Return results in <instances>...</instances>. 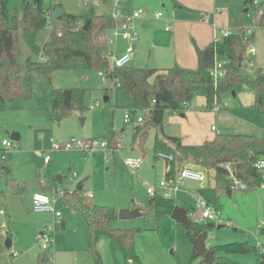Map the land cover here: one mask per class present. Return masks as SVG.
Masks as SVG:
<instances>
[{"label":"rangeland","instance_id":"obj_1","mask_svg":"<svg viewBox=\"0 0 264 264\" xmlns=\"http://www.w3.org/2000/svg\"><path fill=\"white\" fill-rule=\"evenodd\" d=\"M25 1L31 0H7L9 14H15L18 22ZM41 1L44 7L61 5L64 12L73 14H80L84 12V8L92 7V0ZM175 1L179 0H127L123 4L130 8H141L149 14L148 27H138L140 37L137 42L135 41L136 49L130 65L158 67L170 62L169 55L165 58L160 56V53L154 54L143 40L153 37L166 39L165 34L170 32H165L163 27L168 24L171 29L173 25L166 21L168 20L166 18L188 17L198 12L188 5L193 2L191 0H181L183 8H179L180 4L174 5ZM245 1L196 0L194 4L200 6L203 12H207L209 17L213 11L221 14L219 20L223 22L214 30V35H219L223 29L234 30L240 25L252 29L254 4L251 2L245 4ZM111 5L112 1H109L102 7H94V10L104 12ZM156 12H160L161 16L156 18ZM53 25L58 27L60 21L54 19ZM49 32L50 27L40 30L35 36V42L41 46L48 40ZM239 39L243 44L241 72L253 77L258 68H264V37L260 35V30H254L253 36L246 43L248 47H254V53L245 52L246 38L240 36ZM123 46L125 47L124 41L117 39L115 53ZM27 57L33 55L21 29L18 28L17 61L22 69L25 67ZM99 73V70L86 68L57 69L51 72L50 84L53 87L84 89L85 109L82 112L72 111L60 121L52 119L49 115L50 85L36 72L31 75L29 97L24 95L19 100L1 106L0 208H4L6 214L0 213V264H35L36 254L43 252L37 239L38 233L43 229L49 231L51 243L48 251L53 256L54 264H94L87 248L89 243L87 224L79 210L76 209V213H73L70 210L73 207L64 204L62 198L56 199L54 210L64 215L65 225L62 228L53 212H36L31 206V193L39 184L55 183L61 191H70L80 179L83 180V189L91 194V201L94 204L110 206L117 211L134 206L140 209L142 212L140 216L132 219L116 217L110 222L109 227L138 228L135 234V247L144 264H194L189 261L191 246L176 226V222L169 215H160L155 219L144 206L148 197L145 184H153L165 178V160L152 156V145L157 130L152 126L148 128L144 145L142 147L135 145L132 148V127L136 122L126 124L123 119L125 113L131 114V100L125 94L120 80L113 82ZM106 95L108 100H104ZM203 95L202 90L197 91L191 104L198 106ZM253 99L254 92L246 86H235L222 92L216 104L221 106L217 111L225 109L224 113H217L216 120L211 124L217 126L219 132H248L247 134L264 137V112L257 110L253 105ZM199 111L193 126L194 128L201 126L204 131V121L209 117V110ZM225 113L231 116L228 124L224 125L220 116ZM143 115L144 112L141 110L134 112V118ZM187 118L188 114L182 118L179 112L166 110L161 135L179 136L177 134L181 130V125L177 121L183 122L185 132L191 130L192 126L188 124ZM110 132L120 136L121 148L108 154L105 148L98 145L87 153L76 148L51 149V142L58 144L71 138L99 143ZM12 133H16L18 138H11ZM3 139L11 142V146L5 150V159L1 156L4 148L1 144ZM45 154L49 155L48 161H44ZM128 156H137L141 159L138 170L133 171L124 163ZM3 166H7V169ZM210 179L209 182L212 183ZM17 182L26 185V189L12 190V184L16 185ZM204 182L208 183L206 180ZM204 182L185 181L184 188H190L194 195L180 189L172 192L171 197L189 209V220L204 224L213 223L215 226L224 225L221 228H206V247L243 242L248 244L249 250L222 253L239 264H259L256 257L257 248L262 249L264 253V187H256L249 191H245V187H240L232 190L230 194L220 193L218 204L223 220L217 223L203 219L199 215L195 191L198 186L204 185ZM8 218L11 221V234L8 233L6 221ZM7 240L10 241L9 245ZM96 246L103 264H126L119 253L112 254L109 251L103 239L98 240ZM11 252L15 253L14 257L9 256Z\"/></svg>","mask_w":264,"mask_h":264},{"label":"trees","instance_id":"obj_2","mask_svg":"<svg viewBox=\"0 0 264 264\" xmlns=\"http://www.w3.org/2000/svg\"><path fill=\"white\" fill-rule=\"evenodd\" d=\"M106 4L109 0H98ZM253 1H245V4ZM58 6V5H57ZM54 7H44L41 0L25 1L20 21L16 15L9 14L7 0H0V107L9 102L31 94V75L38 73L50 85V117L60 121L72 111L82 112L84 105L83 88H58L50 84L53 70H72L78 68L103 70L111 81L120 80L125 94L131 100L133 123L134 112L141 110L142 121L133 124L131 147H142L148 128L155 127L156 134L152 145V156L165 152L172 156L166 163V177H173L184 166H192L204 172L212 186L206 185L196 189V194L207 204L219 210V194L238 189V182L249 191L257 186H264V166L255 167L258 160H264V137L247 133L216 132L211 139L197 145H184L179 137L165 136L162 133L164 112H182L188 106L195 93L203 91L206 108H212L219 95L235 86H246L254 92L253 105L264 112V70L257 69L253 77L241 72L243 56L240 53V36L245 30L240 27L220 40H212L200 48L194 44L197 67L194 70L184 69L176 64L168 68L126 65L111 67L109 56L112 45L109 42L111 20L104 13L89 11L80 15L63 13L58 17L60 25L52 26L49 38L41 46L35 42V36L47 27L48 13ZM88 23L86 29L83 25ZM254 23L264 27V0L254 4ZM18 28L29 46L33 57H27L24 69L17 61ZM59 33V34H58ZM215 60H226L225 74L214 86L210 70ZM23 89L24 93H23ZM107 96V95H106ZM108 97V96H107ZM128 124V123H126ZM106 153L121 148L120 136L110 132L103 139ZM5 159V158H4ZM7 169V166H3ZM55 186H51L54 188ZM12 190H21L19 184H12ZM56 188V187H55ZM83 180H77L75 187L64 191V198L70 205L77 207L86 221L89 232L88 251L95 264H102L97 249V241L106 237L109 251L119 253L124 263L143 264L135 249V234L138 228L111 229L110 222L117 217V210L110 206H99L84 195ZM144 206L152 217L169 215L174 207L179 206L172 198L161 195L148 196ZM187 211L189 209L183 206ZM0 210H3L0 208ZM8 233H12L11 221L8 218ZM190 228L176 222L188 240L191 251L189 261L194 264H205L202 256H196L193 239L206 230V224L190 220ZM9 239V238H8ZM214 251L212 264H239L230 260L222 252L249 250L246 243H227L209 247ZM38 258V264L43 260ZM257 261L264 259V253L257 248Z\"/></svg>","mask_w":264,"mask_h":264},{"label":"built area","instance_id":"obj_3","mask_svg":"<svg viewBox=\"0 0 264 264\" xmlns=\"http://www.w3.org/2000/svg\"><path fill=\"white\" fill-rule=\"evenodd\" d=\"M126 0H114L113 6H111L108 10L105 11L106 15L111 20V29H110V38L109 42H111L112 45V52L109 56V63L111 67H123L126 65H129L132 61V55H133V42L137 41L139 38V32L136 29L135 21L138 19H141L145 12L141 8H137L132 10L130 13L123 12L121 8L118 6L119 3H123ZM254 3H257L254 1ZM91 5L95 7H102L104 4L99 3L98 0H92ZM161 13L157 12L155 13V17H160ZM47 27H52L51 19L47 18L46 21ZM165 29H169V26H166ZM256 31L260 30V35L264 37V28L258 29L257 27H254ZM231 33L230 30L223 29L221 31V36L226 37ZM246 35L249 36L251 33L250 29L246 30ZM59 34V33H58ZM122 39L124 41H127V45L124 47L123 51L119 54L115 53V41L117 39ZM218 38V37H216ZM248 52L254 53L255 49L254 47H250ZM225 62L224 61H216L210 70V75L213 78L214 83H217L220 78L225 73ZM100 76L104 75L105 78H107L104 74L103 70H99ZM103 80V78H102ZM97 105V102L95 103ZM221 106L214 104L213 109L218 110ZM131 114L125 113L124 114V122L129 123L131 121ZM136 122H141L142 118L141 116H137L135 118ZM215 127L211 126V129L213 130ZM3 148L2 151V159L5 158V150H7L11 146V142L3 139L1 142ZM51 149L58 150V149H70V148H76L81 149L84 152H91L96 145L99 147L106 148L105 141H100L99 143L94 142L92 140H75L74 138H71L68 141H65L63 143H53L51 142ZM95 144V145H94ZM156 156L158 158L164 159L165 161H170L172 159V156L170 154H167L165 152H157ZM49 160V155H44V161ZM124 163L133 171H136L141 166V159L137 156H128L124 159ZM264 166V160H258L255 163V167L261 168ZM205 176L200 171L192 168L191 166H184L181 169L177 171L175 176L173 177H165L164 179L153 183V184H145L146 192L148 196H154V195H161L164 198H172L171 193L175 192L177 190H180L184 181H193V182H202L204 181ZM239 187L244 188L245 186L243 184H240L238 182H235ZM51 195L36 192L33 193L31 196V206L32 209L36 212H53L54 216L59 221L61 217V212L54 210V202L57 198H60L64 195V191H61L58 188L51 189L50 192ZM84 195L91 198L90 193L84 192ZM196 205L200 209L199 215L203 219H207L209 221L221 223L223 218L221 217V212L209 204L206 203V201L196 195ZM1 213H3V210H0ZM37 239L41 244V248L43 250V260L41 264H54L53 256L50 251H48L51 243L49 231L46 229H43L40 231L37 235ZM262 251V249H260ZM15 256V253H12V257ZM126 264H131L130 262H127ZM259 264H264L263 261L259 262Z\"/></svg>","mask_w":264,"mask_h":264},{"label":"crops","instance_id":"obj_4","mask_svg":"<svg viewBox=\"0 0 264 264\" xmlns=\"http://www.w3.org/2000/svg\"><path fill=\"white\" fill-rule=\"evenodd\" d=\"M109 1H112V5L111 6H113V1L114 0H109ZM108 1V2H109ZM127 1V0H126ZM125 1V2H126ZM191 1H193L192 3H189L188 5H190L191 6V9H196V10H198V12H196V13H193V14H191L190 16H183V17H178V18H170V17H172V16H170L169 18H166V19H168V20H166V21H170L171 23H173V25H172V28L170 29V27H169V29H165V27L166 26H168V24L166 25L165 24V26L163 27V29H164V31L165 32H170V33H168V34H165V37H166V39L164 38V39H162V38H159V37H153V38H146V39H144L143 40V43L144 42H146L148 45H149V48H150V50H152L153 52H154V54L157 52V53H160V56H164L165 58H168V55H169V58H170V62H167L168 64H164L163 66H158V67H155V66H149V67H155V68H168V67H171V66H173L174 64H176V65H178V66H180V67H182V68H184V69H187V70H194V69H196V67H197V57H196V52H195V47H194V44H193V42L195 43V45L196 46H198V47H200V48H203V47H205L206 45H208L212 40H220V39H222L223 37L221 36V33L219 34V35H214L215 33H214V30H215V28L216 27H218V24L220 25L221 24V22H223V21H221V19L219 20V14L220 13H218L217 11H213V13H212V16H210L209 17V15L208 14H206L207 12H203L202 10H201V8H200V6H198V5H196L195 6V4H194V1H196V0H191ZM250 1V0H249ZM254 1H256V0H253V4H256V3H254ZM107 2V3H108ZM125 2H123V3H119L118 4V6L121 8V10L123 11V12H126V13H130L132 10H134V9H137V8H130V7H127L126 5L125 6H123V4L125 3ZM256 2H258V1H256ZM181 0H179V1H175L174 2V5H178V4H180L179 5V8H183L184 7V5H181ZM105 5V4H104ZM187 5V4H186ZM185 5V6H186ZM92 6V5H91ZM49 8H51V7H54V8H52L51 10H50V12L48 13V18H50L51 19V23H52V26H54L53 25V21H54V19H58V18H55L54 17V10H55V8L56 7H59L60 9H61V11H62V13H63V8L61 7V5H56V6H54V5H49L48 6ZM93 8L95 7V6H92ZM91 8V7H90ZM90 8H84V12H87V11H89V9ZM97 8V7H96ZM95 9V8H94ZM84 12H81L80 14H82V13H84ZM95 12H97V13H104V14H106L105 13V11L104 12H99L98 10L97 11H95ZM145 12V14H144V16L141 18V19H138V20H136L135 21V26H136V29L138 30V32H140L139 31V29H138V27H141V28H146V27H148V22H147V20L149 19V14L146 12V11H144ZM244 12H245V10H244ZM61 13V14H62ZM157 13V12H156ZM160 13V12H159ZM71 14H73V13H71ZM80 14H76V15H80ZM221 15V14H220ZM156 18H158V17H156ZM227 13L225 14V22L227 23ZM165 21V22H166ZM253 25V27H252V29L251 28H248V27H243L242 25H240V26H238V27H236V28H240V27H242L244 30H245V32H246V30L247 29H250L251 30V33L249 34V36L247 37V36H245L246 35V33H245V35L243 36L244 38H246V41H245V43H244V45H245V52H247L248 50H249V48L250 47H252V46H250V47H248L247 45H246V43L248 42V40L253 36V34H254V27H257L258 29H260V28H264V27H258L255 23H254V17H253V23H252ZM223 28V27H222ZM235 28V29H236ZM234 29V30H235ZM226 30H228V29H226ZM230 30V29H229ZM234 30H230L231 32L232 31H234ZM160 34H162L161 32H160ZM191 35L193 36V39H191ZM139 37H140V33H139ZM216 37H218V38H216ZM156 40H155V39ZM120 39V38H119ZM139 39V38H138ZM138 39H137V41H138ZM162 39V40H161ZM122 40V39H121ZM124 41V40H123ZM136 41V42H137ZM165 41H166V44H165ZM127 41H124V45L126 46L127 45ZM242 43V42H241ZM242 46H243V44H241V48H242ZM240 48V53L242 54V49ZM116 41H115V51H116ZM123 49H124V46L122 47V49H120L119 51H117V54H119L120 52H122L123 51ZM135 49H136V44H135V42H133V53H135ZM170 49V54H168V50ZM242 56H243V54H242ZM153 59H154V57H153ZM216 61H224L226 64H227V61L226 60H215V62ZM132 62V61H131ZM214 62V63H215ZM226 64H225V67H226ZM214 65V64H213ZM241 65H242V63H241ZM212 69V68H211ZM258 69H263L264 70V68H258ZM225 74V73H224ZM211 76V75H210ZM224 76V75H223ZM223 76L220 78V79H222L223 78ZM211 78H212V76H211ZM31 80V79H30ZM212 80H213V78H212ZM220 81V80H219ZM218 81V82H219ZM217 82V83H218ZM217 83H214V81H213V85L215 86ZM25 90V89H24ZM233 94H234V92H232ZM195 96V95H194ZM202 96V95H201ZM194 98V97H193ZM193 98H192V100L190 101V103L188 104V106L185 108V110L184 111H182V112H179V115H180V117H185V115L186 114H188V124H190L192 127V129L191 130H189V131H187V132H185L184 131V129H183V127H184V124H183V122H181V121H177V123H179L180 125H181V130H180V132L177 134V135H179V136H175V137H179L180 138V141H181V143L182 144H184V145H197V144H201L203 141H205V140H208V139H211L212 137H213V135L216 133V132H219V130H218V128H217V126H215V125H213V124H211L214 120H216V118H217V113H219V112H222V113H224L223 112V110H225V109H222V110H219V112L217 111V110H214L213 109V105L214 104H216V101H217V99L219 98H217V99H215V102L213 103V105H212V108L211 109H213V111H215V113L213 112V111H210L209 110V113H208V115H209V117L207 118V119H205V130L204 131H202V129H201V126H197V128H194V126H193V121L196 119V116L197 115H199V113H200V111H199V109H206L207 111H208V109L206 108V104H205V96L203 95V99H201L200 100V102H199V105L197 106H193V104H191L192 102H193ZM50 104V103H49ZM198 107V108H197ZM1 108V107H0ZM49 108H50V105H49ZM225 108H226V106H225ZM132 116V115H131ZM230 116L231 115H229V114H226L225 113V115H223V116H220V119L221 120H223L224 122H223V124L225 125V124H228V122H229V118H230ZM233 117V116H232ZM136 118V117H135ZM135 118H134V116H133V119H134V121H135ZM136 122V121H135ZM163 122V121H162ZM125 123V122H124ZM137 123V122H136ZM238 123V122H237ZM243 122H241V124H242ZM240 124V123H239ZM211 126H214L215 128L212 130L211 129ZM162 130V129H161ZM163 133V132H162ZM245 133V132H244ZM246 133H248V132H246ZM250 133V132H249ZM163 135H165V136H172V135H166V134H163ZM17 138H18V136H17ZM133 148V147H132ZM192 167V166H191ZM193 168V167H192ZM194 169H196V168H194ZM197 170V169H196ZM199 171V170H198ZM165 172H166V163H165V168H164V177H166L165 176ZM201 173H203L204 174V172H202V171H200ZM204 176H205V174H204ZM204 180H206V181H208V183H205L204 181H202V182H204L206 185H210V186H212V183H210L209 182V179H207V177L205 176V179ZM185 182V181H184ZM183 182V183H184ZM189 182H193V181H189ZM200 183V182H199ZM16 184H19V185H21L22 186V191L24 190V189H26L25 187H26V185H23V184H21V183H19V182H17ZM201 185V186H198L197 188H200V187H204V186H206V185ZM51 186H55L56 187V185H55V183L53 184H39L37 187H36V190L35 191H33L32 193H31V196L33 195V193H36V192H40V193H45V194H48V195H51L50 194V192H51V189H53V188H51ZM54 187V188H55ZM75 187V186H74ZM194 187V186H193ZM257 187H264L263 185H260V186H257ZM57 188V187H56ZM196 188V187H195ZM196 188V189H197ZM256 188V187H255ZM181 189H184V190H186V191H188V192H191L193 195H194V192L193 191H191V189L190 188H188V187H185L184 188V186L182 185V187H181ZM238 189H240V187L238 188ZM254 189V188H253ZM84 190V189H83ZM85 191V190H84ZM19 192H21V191H19ZM197 196H198V194H196ZM60 198H62L63 200H64V204L66 203L68 206H70V207H73V208H71L70 210H71V212H73V213H76V209H77V207L76 206H74V205H70L69 204V202L67 201V200H65V198H64V196H62V197H60ZM91 198H92V196H91ZM173 199V198H172ZM175 200V199H174ZM57 203V201L55 200V202H54V207H55V204ZM180 207H183V206H181L180 204H178ZM134 208H138V207H132V208H127V209H134ZM184 208V207H183ZM2 209H4V208H2ZM4 211V210H3ZM57 211V210H56ZM187 211V210H186ZM219 211H220V209H219ZM1 213V212H0ZM3 214H6L5 213V211L3 212ZM141 214H142V212H141ZM54 216V215H53ZM63 214L61 213V217H60V219H59V222H60V224H61V222H63L64 223V225H65V221L63 220ZM187 217H188V211H187ZM195 222H198V221H195ZM64 228V227H63ZM101 239H103L105 242H106V244L108 245V243H107V239H106V237H104V236H102L101 238H99V240H101ZM10 242V241H9ZM134 243H135V240H134ZM211 247V246H210ZM209 248V247H208ZM135 249H136V247H135ZM137 252V251H136ZM12 253L13 252H11L10 253V257H12ZM40 255H42V253H37L36 254V257H35V259H36V263L35 264H38L37 262H38V258H39V256ZM18 257V256H17ZM16 257V258H17ZM22 260V259H21ZM123 260V259H122ZM92 261H93V259H92ZM93 263L95 264V262L93 261ZM103 264V263H102ZM144 264V263H143Z\"/></svg>","mask_w":264,"mask_h":264},{"label":"water","instance_id":"obj_5","mask_svg":"<svg viewBox=\"0 0 264 264\" xmlns=\"http://www.w3.org/2000/svg\"><path fill=\"white\" fill-rule=\"evenodd\" d=\"M246 11V10H245ZM62 11L59 7H56L54 10V17L58 18L61 15ZM89 22H86L83 25V29H86L88 26ZM104 100H108L107 96H104ZM17 134L16 133H12L11 134V138L13 139H17ZM141 215V211L139 208H134V209H119L117 211V218L118 219H132L135 218L137 216ZM170 218L173 219L175 222L180 223L183 227L185 228H190V220L187 217V211L185 208L177 206L174 207L170 214H169ZM223 224H218V225H214L213 223H207L206 227L207 228H212V227H216V228H221L223 227ZM61 227H64V223L61 222ZM206 230L200 232L194 239H193V246H194V250H195V255L196 256H202V260L205 264H212L213 260H214V251L208 247L205 246V239H206ZM10 242L9 240H7V245H9Z\"/></svg>","mask_w":264,"mask_h":264}]
</instances>
